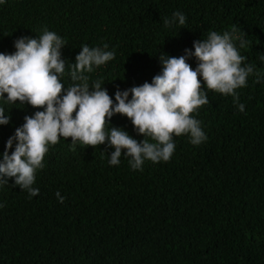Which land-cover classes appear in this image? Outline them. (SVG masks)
Returning <instances> with one entry per match:
<instances>
[{"label":"trees","instance_id":"trees-1","mask_svg":"<svg viewBox=\"0 0 264 264\" xmlns=\"http://www.w3.org/2000/svg\"><path fill=\"white\" fill-rule=\"evenodd\" d=\"M58 1L0 4V53H14L16 40L38 38L45 26L65 36L68 62L84 45L108 44L115 58L86 75L90 86L101 80L115 102L117 90L161 74V54L185 56L210 31L235 27L250 42L235 43L260 82L250 75L237 89L240 112L231 95L207 90L200 77L209 100L198 110L207 140L193 145L189 135L174 137L171 159L146 160L142 170H133L124 154L110 165L115 149L107 143L73 148L71 138L61 137L37 171L38 195L14 178L0 185V264H264V0H62L60 8ZM176 11L186 24L166 28L164 18ZM187 62L198 65L194 56ZM63 77L71 82L69 66ZM0 106L11 116L0 125L2 162L6 150L15 151L17 142L8 150L7 141L25 117L44 109L3 99ZM109 123L145 139L125 115Z\"/></svg>","mask_w":264,"mask_h":264},{"label":"clouds","instance_id":"clouds-1","mask_svg":"<svg viewBox=\"0 0 264 264\" xmlns=\"http://www.w3.org/2000/svg\"><path fill=\"white\" fill-rule=\"evenodd\" d=\"M5 2L0 0V4ZM177 22L180 26L186 24V16L179 11L163 21L166 28ZM236 41L240 48L250 43L233 27L222 34L210 31L206 39L194 42V52L186 49L185 56L161 54V74L154 76L151 83L117 90L114 102L101 80L90 86V77L86 75L93 72L94 66L115 58V52L107 50L108 44L103 48L84 45L76 62L69 63L62 58L65 41L46 26L38 38L16 40L14 53H0V99L44 110L26 116L25 123L8 139V150L13 148L14 141L17 143L11 154L7 150L2 154L0 185L8 183L5 177L14 178L15 185L30 196L38 195L39 189L33 187L37 171L44 168L49 147L59 143L61 137L71 138L73 148L77 142L95 148L107 143L115 149L109 164L119 165L124 154L131 158L133 170H142L146 160L169 161L176 147L174 137L189 135L193 145L205 142L202 122L192 115H198V110L209 103L200 77L207 90L231 95L240 112L245 111V105L239 103L237 89L247 86L250 75L257 77L255 83L260 82V73L254 65L245 63L247 57L240 54ZM193 56L198 61L195 69L187 62ZM66 66H70L72 82L67 88L61 82ZM116 114L128 117L145 139L140 142L123 129H109ZM10 120V114L6 115L5 108L0 106V125H7ZM56 196L60 203L64 202L60 192Z\"/></svg>","mask_w":264,"mask_h":264},{"label":"rangeland","instance_id":"rangeland-1","mask_svg":"<svg viewBox=\"0 0 264 264\" xmlns=\"http://www.w3.org/2000/svg\"><path fill=\"white\" fill-rule=\"evenodd\" d=\"M157 3H162V2H165V3H168V4H170V3H173V2H175V0H158V1H156ZM57 7L58 8H60V7H64V3L62 2V0H59L58 1V3H57ZM190 7V5H187L186 6V9H188ZM51 31H53V32H55L56 34H58L59 36H61L62 37V39L65 41V36L61 33V32H59L58 30L57 31H55V30H53V29H51ZM72 41H73V34L71 33V35H70V44H71V46H72ZM63 58V57H62ZM68 62V61H67ZM69 63H74V62H69ZM67 67V66H66ZM70 67V66H69ZM64 80H67V79H65L64 77H62L61 78V82L65 85V88H67L68 86H70L71 85V82L69 81V80H67L68 82L66 83V82H64ZM200 109H202V107L200 108ZM200 109H199V111H200ZM196 119H198V120H200V117H199V114L198 115H196L195 113H193L192 114Z\"/></svg>","mask_w":264,"mask_h":264}]
</instances>
